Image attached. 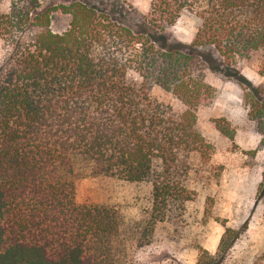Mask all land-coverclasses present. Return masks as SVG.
Masks as SVG:
<instances>
[{
    "label": "trees",
    "instance_id": "1",
    "mask_svg": "<svg viewBox=\"0 0 264 264\" xmlns=\"http://www.w3.org/2000/svg\"><path fill=\"white\" fill-rule=\"evenodd\" d=\"M22 8L0 13L11 44L0 65V264H114L119 212L76 203L73 159L149 182L151 228L181 217L196 194L194 158L210 156L197 128L215 93L205 69L240 75L234 61L264 50V0H154L151 22L136 30L80 0ZM56 11L70 16L62 32L51 28ZM181 12L196 21L189 44L165 33ZM244 82L248 116L262 125L261 91ZM154 85L181 109L152 98Z\"/></svg>",
    "mask_w": 264,
    "mask_h": 264
},
{
    "label": "rangeland",
    "instance_id": "2",
    "mask_svg": "<svg viewBox=\"0 0 264 264\" xmlns=\"http://www.w3.org/2000/svg\"><path fill=\"white\" fill-rule=\"evenodd\" d=\"M24 1L28 0H0V13L13 9L20 15ZM38 1L51 5L69 0ZM80 1L134 30L151 22L153 16L154 0ZM69 20L68 14L54 12L52 30L62 32ZM19 28L16 30H23ZM195 32L196 21L186 12L165 28L170 41L180 44H189ZM18 34L20 31L14 32ZM10 46L9 40L0 39V65ZM232 68L240 75L205 69V81L215 93L211 104L198 108L197 128L209 144L210 156L193 157L199 172L190 186L196 194L175 221L150 227L149 182L96 175L88 160L73 159L76 203L112 206L119 212L114 264H264V118L262 125L251 119L243 100V94L249 92L244 80L258 87L264 99V50L250 59H236ZM150 95L176 111L181 109L174 96L158 85L150 89ZM258 109L263 114L261 103ZM227 229L233 231L232 239L223 250L220 240Z\"/></svg>",
    "mask_w": 264,
    "mask_h": 264
}]
</instances>
